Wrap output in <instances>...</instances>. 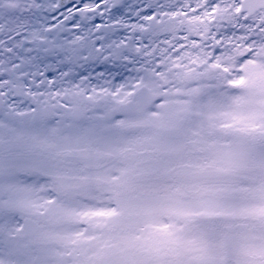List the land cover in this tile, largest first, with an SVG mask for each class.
I'll list each match as a JSON object with an SVG mask.
<instances>
[{"label": "snow or ice", "instance_id": "obj_1", "mask_svg": "<svg viewBox=\"0 0 264 264\" xmlns=\"http://www.w3.org/2000/svg\"><path fill=\"white\" fill-rule=\"evenodd\" d=\"M0 264H264V0H0Z\"/></svg>", "mask_w": 264, "mask_h": 264}]
</instances>
